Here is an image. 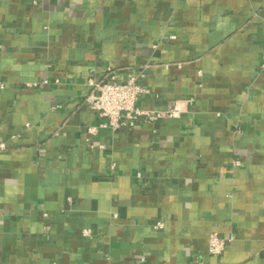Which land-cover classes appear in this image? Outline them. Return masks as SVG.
Instances as JSON below:
<instances>
[{
	"label": "crops",
	"instance_id": "crops-1",
	"mask_svg": "<svg viewBox=\"0 0 264 264\" xmlns=\"http://www.w3.org/2000/svg\"><path fill=\"white\" fill-rule=\"evenodd\" d=\"M263 47L264 0H0V264H264ZM108 67L179 115L89 148Z\"/></svg>",
	"mask_w": 264,
	"mask_h": 264
},
{
	"label": "built area",
	"instance_id": "built-area-1",
	"mask_svg": "<svg viewBox=\"0 0 264 264\" xmlns=\"http://www.w3.org/2000/svg\"><path fill=\"white\" fill-rule=\"evenodd\" d=\"M264 67V47L262 54ZM48 80L44 79L41 84H47ZM35 86H39V82H34ZM90 91L85 101L97 112L100 122L98 124H89L85 127L86 141L89 148L96 146L94 141L101 129H109L116 133L120 129L134 127L142 122H159L165 118L178 116L179 109L170 108L168 110H148L139 105L140 96L146 93V90L140 83L138 76L129 75L125 81L117 79L115 69L108 67L104 79L96 80L93 77L88 79ZM6 143H0V149H5ZM235 166L241 165V160H234ZM115 166V165H114ZM112 166V168H115ZM114 172V171H113ZM137 178L142 177V173L138 172ZM153 227L160 229L164 227L163 221L156 222ZM84 234L91 236L90 230H84ZM234 236H223L219 232H212L209 238V253L212 255L222 254L226 249L228 242L232 241ZM142 257L138 262L144 261Z\"/></svg>",
	"mask_w": 264,
	"mask_h": 264
}]
</instances>
